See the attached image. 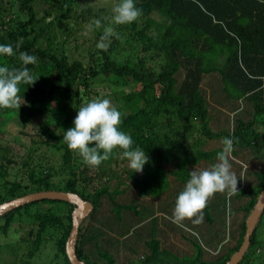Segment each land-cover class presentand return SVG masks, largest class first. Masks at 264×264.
I'll return each instance as SVG.
<instances>
[{
	"label": "trees",
	"instance_id": "1",
	"mask_svg": "<svg viewBox=\"0 0 264 264\" xmlns=\"http://www.w3.org/2000/svg\"><path fill=\"white\" fill-rule=\"evenodd\" d=\"M88 2L66 0L61 6L62 16L44 23L50 13L39 17V0H0V43H11L14 48L19 44L17 53L24 51L37 56V63L27 66L33 75L38 63L44 70L51 68L54 75L50 88L48 78L36 80L31 86L21 85V106L9 110L23 113L26 125L41 122L37 136L44 144H54L65 151L62 172L54 165L39 161L36 168L28 172L33 187H26L20 181L12 182L5 196L0 198V205L33 193L59 191L77 194L91 202L92 212L101 208L109 214L116 213V218L132 217L135 210L144 208L143 204L151 198L163 197L171 187L184 186L193 169L203 170L215 163L217 153L223 148L222 138L229 137L233 140V153H242L251 159L242 164V169H246L245 179L236 192L235 235L215 248L195 244V252L186 255L185 261L186 264H227L241 249L248 219L264 190V0H136L142 15L126 28L128 32L137 29L132 44V48L138 49L136 54L119 61L111 55L112 48L106 52L94 49L89 68L81 62L70 61L68 55L53 54L39 44L40 40L49 38L46 34L53 28L62 29L69 38L73 32H84L93 25L91 29L98 30L102 36L95 21L102 18L103 22L106 9L96 11ZM120 27L122 25L116 29L117 34ZM119 34L112 37L114 48L120 47L119 41L123 40L124 34ZM141 50L147 54L153 52L150 59L158 65L148 66V59L141 55ZM0 63L10 68L21 67L18 55L2 58ZM182 72L184 77L180 80ZM213 75L217 81L206 88L205 78ZM79 80L86 88L97 80L115 87L137 86L128 93L122 89L115 97L122 113V130L129 133L134 146L145 150L150 158L144 174L135 175L119 150L99 167H90L84 161L74 165V152L63 139L64 131L73 126L74 117L68 115L60 127L55 126L50 118V102L59 91ZM66 97L71 99L70 95ZM218 97L223 103H219ZM7 111L0 108V117ZM220 113H225L226 118L230 116L231 125L225 130ZM22 133L28 134L24 130ZM246 162H251V167H245ZM16 163L8 151L0 176L5 177L10 166ZM38 168L42 170L40 174ZM66 169L72 179L59 187L55 179L65 177L62 175ZM91 172H94L92 176ZM101 175L108 176V182L90 191L88 183ZM80 182L85 186L80 188ZM135 188L137 194L145 198L134 199ZM128 196L131 197L128 204L117 201ZM46 203L65 205L68 211L59 215ZM75 208L76 205L60 200L32 202L0 216L6 220L0 231L8 236L16 215L22 220L29 218L31 229L19 240L14 239L29 249L28 258L37 257L52 240L51 233L56 231L60 233L55 241L57 250L64 256V264H71L66 246L73 229ZM205 209L210 217L209 208ZM90 227L85 220L81 223L77 241L78 257L86 264H163L161 258L166 251L162 241L142 243L143 252L139 254L130 249L123 252L125 261L122 263L121 252L116 250L119 254L113 255L112 250L104 248V240L95 227H91L92 234L87 235ZM3 245L0 243V255ZM128 253L132 256L129 262ZM240 264H264V212Z\"/></svg>",
	"mask_w": 264,
	"mask_h": 264
},
{
	"label": "rangeland",
	"instance_id": "2",
	"mask_svg": "<svg viewBox=\"0 0 264 264\" xmlns=\"http://www.w3.org/2000/svg\"><path fill=\"white\" fill-rule=\"evenodd\" d=\"M37 6L38 11H40L39 17H45L47 13H50V16L44 21L48 23L51 19H57L62 16L61 6L65 4L66 0H39ZM87 1V0H82ZM114 1V3H113ZM116 0H89L88 4L92 6L96 11L101 10V8L106 9L105 13L102 15L104 18L101 24L98 27L103 34L104 27L108 26L111 21L112 9L116 5ZM83 3V2H82ZM85 4V3H84ZM15 10V9H14ZM16 11V10H15ZM131 24L122 25L120 27V32L123 36V40L119 41L120 47H112L111 55L119 61H124L130 56H134L138 49L132 48L134 43V36H137L135 32L137 29L130 35L129 30L126 29ZM85 29L84 32H79L76 34L73 32L67 38L68 34L62 32V29L53 28L50 33H47L48 39L40 40L39 44L42 48H48L49 52L53 54L68 55L70 61H77L83 63L86 67L89 68L92 65L91 53H93L96 48V44L99 41L101 35L98 30L96 32L94 29ZM115 29L118 28L117 25H113ZM118 32V31H117ZM118 33V34H119ZM119 34V35H121ZM113 39H111V42ZM136 46L141 48L139 43L136 41ZM142 51V50H141ZM142 56L146 57L148 60V66H157L151 61L152 53L140 52ZM100 55V54H99ZM102 56V55H100ZM100 56L98 58H100ZM51 60H49L50 62ZM162 62V60H160ZM39 65L34 70V76L39 77L37 80L49 79L48 88L53 84V74L51 68L44 70L43 67ZM53 63L51 62V66ZM158 68V67H156ZM184 72L179 76L180 80L183 79ZM216 77L209 76L204 80L206 88L210 84L217 81ZM131 85V84H130ZM136 86V85H135ZM133 84L130 87H115L110 86L104 80H97L91 86L86 88L84 83L79 80L74 85H71L69 88H63L59 91L54 99L50 102V107L52 108L51 122L55 126H59L65 120V117L72 115L74 118L77 115L78 108L86 105L88 102L94 99H109L112 104L118 106L115 94H121V90H125L127 93L131 90L136 89ZM70 95L71 99L66 96ZM211 95V94H210ZM219 103H223L220 97ZM7 111L0 117V171L3 170L1 166L4 164L5 156L7 152L10 151V155L17 161L16 164L10 166L8 169V174L5 177L0 176V198L4 197L8 189L11 187V183L14 181L24 182V186L33 187L28 179V172L36 168V165L39 164V161L47 162L51 165L57 167V169L62 172L61 166L64 165V150H59L54 147L55 145L44 144L42 139L37 136V132L40 129L41 122L35 124L26 125V117L23 113L13 110ZM223 115L224 125L222 128L227 129L230 127L231 121L230 116L226 118L225 113H220ZM221 128V130H222ZM22 130L26 131L28 134L24 135ZM59 131H61L59 129ZM61 132H58L60 134ZM44 139H46L44 137ZM224 139V138H222ZM217 140V144H218ZM216 144V145H217ZM74 152V151H73ZM32 156V157H30ZM21 157V158H20ZM247 159L242 155V153H232L230 154V162L232 165V171L236 174L238 178V186L244 183L246 169H242V164ZM74 165L78 166L79 163L83 164V159L80 155L74 152ZM254 163V162H253ZM27 164H30L27 166ZM80 164V166H82ZM245 167L248 165L251 167L252 163L249 162L244 164ZM211 166V165H210ZM254 166V164H253ZM252 166V167H253ZM116 167V165H113ZM147 163L143 167L142 172H134L135 175H141L145 173L147 169ZM80 169H78L79 171ZM253 170L252 168L250 171ZM41 169L38 168L37 172L40 174ZM94 172L90 173L92 176ZM61 179H55V183L59 187H64L68 180L72 179L71 172L65 170ZM109 177L106 175H101L98 179L93 182H89V190L94 192L95 186L103 185L108 182ZM80 188L84 187L85 184L82 182L79 183ZM183 185V184H182ZM114 187V185H113ZM184 186L171 187L161 198L153 199L143 204L144 208L139 207L135 210V215L127 218H116L115 214H109L101 208H97L95 212H91L84 220L87 227H94L97 229L99 237L104 240L102 245L104 248L108 249L112 254L115 255L120 251L121 258H123L122 263L125 261V257H122V253H127V250L136 251L135 254L143 252L142 243L152 240H159L163 242V249L166 251L164 258L162 259L163 264H186V255L195 252L194 246L197 243L202 244L205 247L215 248L221 241L225 240L223 244L231 239L235 235L237 229V199L236 193L234 195H229L225 193H216L213 197L210 198L207 207L210 211V217L204 209V222L199 225H195L191 220H185L182 225L174 224L170 217L172 216L173 208L175 206L176 197L180 191L183 190ZM242 187H245L243 185ZM182 188V189H181ZM136 191H133V198L139 200V198H145L137 194ZM132 196V195H131ZM139 197V198H137ZM130 196L118 198L120 204H128ZM146 200V199H144ZM138 202V201H136ZM49 206H52L50 203H46ZM138 203H136L137 205ZM45 206V205H44ZM53 210L57 214L63 213L66 214L67 207L65 205H53ZM43 208V204L41 206ZM113 211V210H112ZM2 216V215H1ZM19 215H16L15 220L10 224V231L8 236H4L3 232L0 231V243H3V249L1 250L0 255V264H64V256L57 250L55 241L60 236V233L54 231L51 233L52 240L44 245L42 252L37 255L34 259L28 258L29 249L26 245L22 244L21 241L17 242L15 237L19 240L21 235L27 234L31 229V219L23 218L20 219ZM25 223V224H24ZM6 224L5 218L0 219V228ZM34 227V226H33ZM88 232L87 235L92 234V230ZM14 231V232H12ZM16 232V233H15ZM15 234V236H14ZM17 242L16 245L13 242ZM101 248V246H100ZM89 250H92L90 248ZM118 250V251H116ZM130 252V251H128ZM131 253H128L130 255ZM131 255L128 256V261L131 259ZM141 261V260H140ZM157 264V263H156Z\"/></svg>",
	"mask_w": 264,
	"mask_h": 264
},
{
	"label": "clouds",
	"instance_id": "3",
	"mask_svg": "<svg viewBox=\"0 0 264 264\" xmlns=\"http://www.w3.org/2000/svg\"><path fill=\"white\" fill-rule=\"evenodd\" d=\"M142 15V9L136 6V0H119L112 9L111 21L104 27L103 35L96 48L107 51L111 39L118 37L113 25H128ZM100 20L95 21L99 27ZM19 44L0 43V59L18 55L21 67L10 68L0 63V108L19 109L21 85L31 86L39 78L33 75L28 65H35L38 57L27 52L17 53ZM122 113L119 108L107 99H94L78 108L73 126L64 131L63 139L68 148L80 155L85 164L99 167L102 162L111 158L116 151H121L129 167L142 172L149 156L138 145L134 146L132 136L122 130ZM233 151V140L225 137L223 148L217 153V161L203 170L193 169L184 184L183 190L176 197L170 220L182 225L191 220L195 225L204 222V209L211 197L216 193L234 195L238 192L237 183L240 178L232 171L230 154Z\"/></svg>",
	"mask_w": 264,
	"mask_h": 264
},
{
	"label": "water",
	"instance_id": "4",
	"mask_svg": "<svg viewBox=\"0 0 264 264\" xmlns=\"http://www.w3.org/2000/svg\"><path fill=\"white\" fill-rule=\"evenodd\" d=\"M40 200H60L76 205L73 212V229L67 241L66 251L71 264H86L81 261L77 254V241L79 236V228L84 219L91 214L94 206L91 202L83 200L79 195L59 191H43L29 194L12 201L0 205V216L10 212L23 205L40 201ZM264 212V190L262 191L258 202L252 211L248 222L247 232L244 237V243L241 249L231 258L227 264H240L251 244V237L259 223V220Z\"/></svg>",
	"mask_w": 264,
	"mask_h": 264
}]
</instances>
